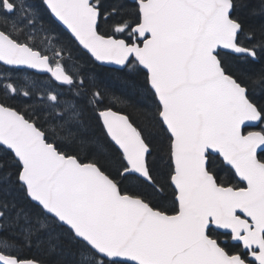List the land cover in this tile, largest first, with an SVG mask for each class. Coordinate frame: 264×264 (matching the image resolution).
I'll use <instances>...</instances> for the list:
<instances>
[{
    "label": "snow or ice",
    "instance_id": "snow-or-ice-1",
    "mask_svg": "<svg viewBox=\"0 0 264 264\" xmlns=\"http://www.w3.org/2000/svg\"><path fill=\"white\" fill-rule=\"evenodd\" d=\"M0 264H264V0H0Z\"/></svg>",
    "mask_w": 264,
    "mask_h": 264
},
{
    "label": "trees",
    "instance_id": "trees-1",
    "mask_svg": "<svg viewBox=\"0 0 264 264\" xmlns=\"http://www.w3.org/2000/svg\"><path fill=\"white\" fill-rule=\"evenodd\" d=\"M116 87H119V85L117 84L116 85ZM252 128H250V129H246V131H248V130H251ZM256 129H258L259 130V128L257 127Z\"/></svg>",
    "mask_w": 264,
    "mask_h": 264
},
{
    "label": "water",
    "instance_id": "water-1",
    "mask_svg": "<svg viewBox=\"0 0 264 264\" xmlns=\"http://www.w3.org/2000/svg\"><path fill=\"white\" fill-rule=\"evenodd\" d=\"M253 130H258V129H255V128H252Z\"/></svg>",
    "mask_w": 264,
    "mask_h": 264
}]
</instances>
